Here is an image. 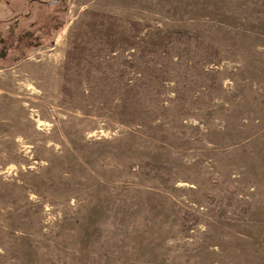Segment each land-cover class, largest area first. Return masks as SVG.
<instances>
[{
	"label": "rangeland",
	"instance_id": "1",
	"mask_svg": "<svg viewBox=\"0 0 264 264\" xmlns=\"http://www.w3.org/2000/svg\"><path fill=\"white\" fill-rule=\"evenodd\" d=\"M0 61V264H264V0H0Z\"/></svg>",
	"mask_w": 264,
	"mask_h": 264
},
{
	"label": "trees",
	"instance_id": "2",
	"mask_svg": "<svg viewBox=\"0 0 264 264\" xmlns=\"http://www.w3.org/2000/svg\"><path fill=\"white\" fill-rule=\"evenodd\" d=\"M178 34L180 35V34H183V32H179V31H168L167 33H166V36L168 37H170L171 35H176V36H178ZM0 64H1V61H0Z\"/></svg>",
	"mask_w": 264,
	"mask_h": 264
}]
</instances>
